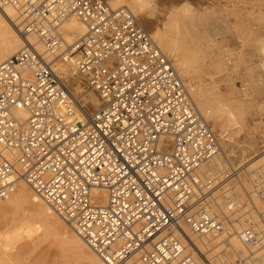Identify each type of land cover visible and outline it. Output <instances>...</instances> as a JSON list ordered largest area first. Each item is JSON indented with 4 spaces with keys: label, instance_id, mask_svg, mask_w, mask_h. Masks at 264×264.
Listing matches in <instances>:
<instances>
[{
    "label": "built area",
    "instance_id": "built-area-1",
    "mask_svg": "<svg viewBox=\"0 0 264 264\" xmlns=\"http://www.w3.org/2000/svg\"><path fill=\"white\" fill-rule=\"evenodd\" d=\"M5 5L28 43L0 62V199L24 180L108 264L136 252L139 264H204L182 222L201 237L234 231L243 247L232 264H264V210L251 201L264 203V163L251 191L246 162L212 163L220 137L138 15L110 0ZM72 16L86 32L70 40ZM59 59L87 79L95 109L54 67Z\"/></svg>",
    "mask_w": 264,
    "mask_h": 264
},
{
    "label": "rangeland",
    "instance_id": "rangeland-1",
    "mask_svg": "<svg viewBox=\"0 0 264 264\" xmlns=\"http://www.w3.org/2000/svg\"><path fill=\"white\" fill-rule=\"evenodd\" d=\"M151 1L145 5L146 7L141 8L142 12L137 15L150 32L158 25L178 46L185 64L196 78L198 87L204 89L210 97V106L214 110V115L208 122L214 125L221 145L223 140L230 143L228 145L230 153H240L245 144L258 147L259 153L253 158L247 156L239 160L229 159L223 146L220 157L212 162L215 166L221 167L227 166L229 161L236 164L246 162L250 166L242 174V180L251 191L250 176L261 163H264V0ZM16 16H18L17 11ZM17 20L16 29L18 28V32L21 33L19 17ZM32 38L30 36L32 41L37 40L35 37ZM61 62L60 59L57 60L54 67L64 77L66 73L60 69ZM175 65L178 66L177 63ZM177 69L179 71V68ZM70 73L73 75L69 77L72 81L65 77L73 91V87L77 84L74 80L78 76L79 79L81 78L78 91H74L76 96L79 94V99L86 101L85 95H95L83 75L76 71V76L73 71ZM86 104L88 110H93L98 105L96 100H87ZM256 158L260 159L252 165ZM29 187L31 185L28 187L26 185L27 189H31L30 192L28 191L29 194L17 197L15 189L9 197L0 199V263L5 258L11 256L15 258L14 256L17 255L21 260L19 264H30V261L36 264H61V259H67L72 264H94L89 254L90 249L82 251L71 247L63 250L61 240L55 235L45 239L36 237L38 235L36 233H39L36 230L41 229L40 223L45 220L46 214L37 200L41 197H29L31 191L34 192V189ZM43 201L50 205L44 199ZM251 201L255 207L264 210V203L257 194H254V199ZM57 215L61 216L59 213ZM60 218L66 221L62 216ZM188 232L202 238L190 228ZM229 234L203 236V238H212L210 242L216 243ZM236 238L238 239L237 235ZM238 242L239 245L234 244V246L241 249L243 246L239 239ZM227 250L226 243L220 242L207 252L204 251L202 258L212 255L218 261L220 257L227 258L225 253ZM227 252L235 259L236 252L233 253V248ZM134 257L131 261L136 264L137 256Z\"/></svg>",
    "mask_w": 264,
    "mask_h": 264
},
{
    "label": "bare ground",
    "instance_id": "bare-ground-1",
    "mask_svg": "<svg viewBox=\"0 0 264 264\" xmlns=\"http://www.w3.org/2000/svg\"><path fill=\"white\" fill-rule=\"evenodd\" d=\"M150 1L151 0H111V3L114 6L127 4L137 14V13L142 12L143 9L141 10V8H143ZM17 18H18V16H16V10L12 6H8V5L0 6V33H2V34H0L1 35V38H0V62L4 58H6L8 55H10V54L14 53L15 51L25 47V45L28 43V41L26 39V36H24L23 33L18 32V28L16 29V24H18V20L16 21ZM64 27L68 31V39H70V40L73 39V38L80 37L86 32L85 24L77 16L70 17L65 22ZM19 29H20V27H19ZM151 33L153 34L154 38L158 41V43L161 45V47L170 55V57L172 58L174 64L175 63L178 64V66L176 68H179V72L181 73L183 79L185 80L191 96L193 97L194 101L196 102V104L198 105L199 109L201 110V112L204 114L205 118L208 121L210 119V117L212 115H214V110L210 106V97H209L208 93L204 89L198 87L197 82L195 81L196 78H195L193 72L190 70V68L187 67L188 65L185 64V61L183 60V57H182L183 55H181V53H180V51L178 49V46L175 44V42L172 39V37H170L168 35L166 36L164 34V32L162 31V28L158 27V25H157L156 28L151 30ZM30 36L34 38V36H32V35H29V38H30ZM35 41L37 42V47L39 49H43V44L41 43V41H39V40H35ZM60 64H62V66H60V69L66 73L65 76H67L68 80H70L69 77L73 76V75H70L71 71H73L74 74H75L74 76H76L75 67L72 68V66H75V65H73L72 62L71 63L61 62ZM78 75L79 74H77V76ZM78 77H76L77 79L74 80L77 83L73 87L74 91L75 90L78 91V89H79V87L81 85L80 84V79L81 78L79 79ZM73 78H75V77H73ZM70 81H72V80H70ZM71 89H72V87H71ZM89 90H90V88H89ZM92 96L93 95H88V96L85 95L84 97H85V99L87 101V100H90L92 98ZM91 101H95V99H93ZM96 104H97V102H96ZM87 105L88 104H86V106ZM18 112L21 113V114L23 113V114L27 115V113H26V111L24 109H19ZM212 127L214 128V125H212ZM229 144L230 143H228L226 140H223L222 147L224 146V149L226 150L225 154H227L229 159H232V158L237 159L238 158L239 160H242V159L246 158L247 156H250V158L251 157L253 158L254 155H257L259 153V152H257L258 151L257 150L258 147H254V145H248V144L243 145L242 151H240V153H235V152L230 153L228 151L229 150L228 149V147H229L228 145ZM263 157H264V155H263ZM260 158H256V160L252 163V165L257 160H259ZM19 183H20V185H18ZM26 185H27V187L29 186V184L27 182H24L23 180H20L17 183V185H16L17 188H15L16 189L15 192H16V196L17 197H21V196L25 195L26 193L29 194L31 189L30 190L27 189ZM29 188H31V187H29ZM95 194L97 196H101L102 197L101 198V200H102L101 202L102 203L106 202L108 193H107V190L105 188H102V187L95 188ZM29 197H35L36 198V197H40V196L35 191L34 192L31 191V196H29ZM37 200L39 201V203H41V206H43V210H44L46 216H45V220L42 223L39 222L41 229L36 230V231H39V233H36V234H38L36 237H38L39 239H45V238H47L49 236H52V235L54 236L55 235V237H58L59 240H61V248L63 250L69 249L71 247L79 249V250H82V251H89L88 249H90L91 252H89V254H90V257L93 260L94 264H108L107 260L105 258H103L99 253L94 252L93 250H91L92 248H90V246L88 245L86 240L81 235H79V233H77V231L72 227V225H70V223L62 220L60 218L61 216L59 217L57 215V213L52 209V207H50V205L45 204L46 202L44 203L42 197L38 198ZM182 226H183L185 234H186V236L188 238V244L193 247V252H194V254L196 255L197 258L201 259V261L205 260V262H203L204 264H225V261L227 262L226 264H232V261L234 260V257L230 256V253H228L227 251H229L230 248H233V253L234 252L237 253L238 250H239V248L235 247V246L239 245L238 244L239 243L238 242L239 237L237 236L238 239L236 238L237 234L234 231H230L229 232L230 234L228 233L229 234L228 236H225L222 239H220L219 241H217L216 243H213L212 241L210 242V239H212V238H209V239H206V238H203V237L202 238H198V237L192 235L191 232H188L189 226H188L187 223L182 222ZM6 230H10V229H6ZM231 234H233V235L230 238ZM33 235H35V234H33ZM32 238L35 239L34 237H32ZM220 242H225L226 246H228V250L225 251L227 258H225L223 256L222 258L220 257V260H218V261L215 260L212 255H209V257L206 256V258H202V253L204 254L205 252H207L208 250L212 249L215 245H217ZM234 244H235V246H234ZM221 245H222V243L220 244V246ZM241 245H242V243H241ZM204 247H206L207 249H205ZM9 251L11 252V250H9ZM136 254H138V255H136ZM135 255L137 256L135 262H136V264H139V260H138L139 252H136L135 254H133L132 258ZM14 257L15 258H13V256H11L10 258H7V259L5 258L0 264H19L20 261H21L19 256L17 257V255H16ZM131 259L129 260V263L130 264H134V261H131ZM208 259H209V261H208ZM61 260H62L61 264H72L67 259H64V260L61 259ZM30 262H31L30 264H32V263L34 264L35 263L33 261H30ZM38 264H40V263H38ZM42 264H44V263H42Z\"/></svg>",
    "mask_w": 264,
    "mask_h": 264
}]
</instances>
